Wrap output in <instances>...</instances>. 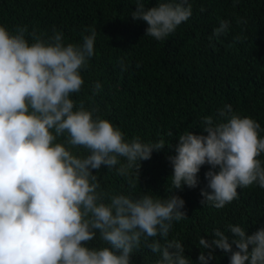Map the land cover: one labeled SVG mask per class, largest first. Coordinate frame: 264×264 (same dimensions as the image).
Instances as JSON below:
<instances>
[{
	"label": "clouds",
	"instance_id": "9594fccd",
	"mask_svg": "<svg viewBox=\"0 0 264 264\" xmlns=\"http://www.w3.org/2000/svg\"><path fill=\"white\" fill-rule=\"evenodd\" d=\"M146 3L135 0L131 16L146 22L145 35L157 41L193 14L188 0ZM229 27L220 20L209 39ZM85 31L82 42L65 44L55 28L46 36L0 24V264H132L142 244L158 256L156 264H193L184 244L169 239L174 222L187 218L180 196L109 194L93 174L103 165L139 179L140 162L166 146L163 140L129 141L95 107L72 99L95 55L97 29ZM102 90L100 81L92 85L93 96ZM201 125L199 134H180L175 155L167 157L172 188L197 187L200 169L208 165L203 206L220 209L238 199V189H264L261 125L227 104L202 117ZM227 232L215 229L211 239L199 238V264H209L216 249L229 254L230 264H264V227L248 234L229 224Z\"/></svg>",
	"mask_w": 264,
	"mask_h": 264
},
{
	"label": "trees",
	"instance_id": "16d2710c",
	"mask_svg": "<svg viewBox=\"0 0 264 264\" xmlns=\"http://www.w3.org/2000/svg\"><path fill=\"white\" fill-rule=\"evenodd\" d=\"M157 3L147 0L145 6ZM188 3L192 16L163 41L146 36V22L132 18L135 0H0V24L9 30L27 26L29 32L46 36L55 28L63 32L65 44L80 43L87 28L97 29L95 55L82 72L85 84L72 99L95 107L129 141L135 137L143 142L163 140L166 147L140 162L139 179L134 172L120 176L115 168L103 165L93 174L109 194L138 198L151 191L161 197L173 192L180 196L187 218L174 222L169 239L181 241L184 255L199 264L204 251L198 243L200 237L211 239L215 229L230 235L229 224L240 225L248 234L264 227V189L257 185L238 189V199L220 209L203 206L201 189L206 187L205 173L210 166L201 167L197 187L174 190L167 157L175 155L180 134H199L201 118L215 116L226 104L241 116L255 119L264 138V0ZM220 20L230 22L229 31L210 40ZM121 61L126 70L121 69ZM96 81L103 90L93 96ZM258 158L264 163V153ZM96 243L99 241L88 246ZM214 257L209 264H230L229 254L220 249ZM157 259L142 244L132 256V264H156Z\"/></svg>",
	"mask_w": 264,
	"mask_h": 264
}]
</instances>
